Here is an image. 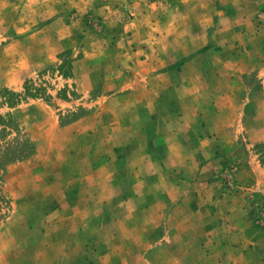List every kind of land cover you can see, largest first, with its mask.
Instances as JSON below:
<instances>
[{
    "label": "rangeland",
    "instance_id": "374dc122",
    "mask_svg": "<svg viewBox=\"0 0 264 264\" xmlns=\"http://www.w3.org/2000/svg\"><path fill=\"white\" fill-rule=\"evenodd\" d=\"M0 264H264V0H0Z\"/></svg>",
    "mask_w": 264,
    "mask_h": 264
}]
</instances>
